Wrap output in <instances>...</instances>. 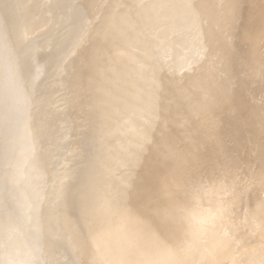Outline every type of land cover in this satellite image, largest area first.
<instances>
[{
    "label": "water",
    "instance_id": "obj_1",
    "mask_svg": "<svg viewBox=\"0 0 264 264\" xmlns=\"http://www.w3.org/2000/svg\"><path fill=\"white\" fill-rule=\"evenodd\" d=\"M219 1L233 13L226 31L207 36L203 64L171 78L165 120L154 122L156 187L133 218L138 259L148 248L174 264H264V0ZM198 2L185 0L184 12L201 39L217 23L203 25Z\"/></svg>",
    "mask_w": 264,
    "mask_h": 264
},
{
    "label": "bare ground",
    "instance_id": "obj_2",
    "mask_svg": "<svg viewBox=\"0 0 264 264\" xmlns=\"http://www.w3.org/2000/svg\"><path fill=\"white\" fill-rule=\"evenodd\" d=\"M200 1L202 4L199 3ZM242 1L235 0V3L239 5ZM199 2L196 4L195 16L197 15V18L203 22L204 26L210 19H213L212 24H217L213 27V31L212 29L211 31L220 33L219 30L223 28L221 20L223 18H232L233 13L231 15L226 11H221L219 0H199ZM198 5H201L202 8L197 9ZM156 7L161 8V4ZM176 8L177 4L174 5L173 9L164 10L162 15L154 17L150 20L149 24L146 22L142 23V28L144 30L147 29L153 35L160 29L156 26L159 19H173L175 22L177 20L173 29L163 30L162 28L157 32L158 38L153 35V44L143 45V58L136 59L133 55L127 53L122 45L123 48L120 46L113 53L112 60L115 61L114 65L108 68L104 67L98 60L99 53L94 52L93 56L89 57L87 65L81 66L75 73V81H82V84L77 88H72L69 92L70 95L68 94L69 97L67 96L68 98L65 99L66 101L62 100L53 103L52 110L46 119L51 124L54 123V118L62 119L64 122L62 128L56 129L53 132L52 138V145L55 148L62 149V154L55 156L49 147L44 145L40 147L49 160L45 173L54 182V201L48 202L46 200L42 202V205L51 214L63 219L67 223V227L62 231H56L52 228L51 223L40 222L32 223L31 225L38 227V229L35 228L38 232L39 229L42 230L44 228L45 232L42 238L33 235V232L31 234L30 230L24 232L25 238L29 239L28 250L31 252L33 259L39 261L40 264H174L173 262H169L165 257H160L158 255L159 251L154 253V251L148 248L143 249V247L140 250L143 249L145 256L138 259L136 256L137 250L133 244L136 237L137 224H134L133 218L137 217L138 214L136 210L137 203L143 202L145 196H152V190L156 187L154 183L157 176L154 175L152 178V170L154 168L151 164L150 155V152L153 151L152 144L156 130L154 124L156 116H151L148 109L151 106L163 109L167 103V100L161 96L160 90L155 88V83H153L151 78L145 76L144 70L147 62L156 58L164 59L167 55H172L173 63L179 72L177 71L173 74L165 69V72L162 71V74L157 77L160 82L169 84V81H171V78L175 74L178 75L177 77L187 74L191 70L189 66L193 63L194 59L199 58L203 64V52L200 49L207 48L205 44L206 40L201 44L203 37L200 34L201 39L198 38L193 27L192 18L185 13L182 14L183 17H177ZM92 9L94 8L92 7ZM148 11V8L141 7L135 8L134 11L123 9L118 16H113L109 19L104 34L107 35V33L114 32L115 28L120 31L126 30L130 25L133 12L141 17V15H144ZM220 12L222 13V17L220 16ZM85 13L87 12L84 11V15ZM223 13L225 14L223 15ZM89 14H91V17H94L92 13ZM76 22L79 21L76 20ZM68 27L70 28L71 25ZM80 27L83 28L82 26ZM173 31H177L178 36L175 39V44L171 46L172 44L168 43V39ZM78 32L76 30V33ZM65 37L67 38V36ZM137 37L134 34L133 40H136ZM44 42L43 46H45ZM71 42L69 45H71ZM127 42L128 40H125L123 44H127ZM2 50L0 46V52ZM154 52H157L158 56L153 55ZM40 58L39 60H41ZM53 63L51 65H55ZM118 65H122V68L117 67ZM69 109L73 113L67 118L65 116ZM86 111L89 112L88 120L77 122L75 116L77 114H84ZM73 114L75 115L72 116ZM85 134L89 135L87 142L83 140ZM146 135L149 136L146 137ZM15 142L12 138L6 139L2 145V149L8 148L7 145H13ZM98 147L102 148L103 152H105L103 156L105 160L97 154L96 148ZM142 148L148 149L145 156H143L144 162L139 165L135 162L139 155L138 151ZM79 153L83 154L86 163H90V169L95 171L96 168H99L100 160L104 162L103 166L105 168L102 173H97L94 177L81 181V184L75 188V184L72 183L74 181H71L72 173L68 170H61V166L69 163L70 159L74 160L75 156ZM18 158L22 163L26 162L28 159L26 151L25 153L20 152ZM77 161L80 162V160ZM39 163L41 162L39 161ZM35 165L37 168H40L38 162ZM138 173L142 175L141 181L139 180L140 178L136 180V174ZM210 173L211 171L208 172V174ZM103 179L106 180L103 181ZM101 181L104 183V186L98 193L97 188L94 187V183L97 184ZM123 184H127L128 188H125L127 185L123 187ZM123 189L128 191L125 196L127 202L114 201L115 195L118 193L121 195ZM110 195L111 197H108ZM56 211H59V213L57 214ZM127 211L129 213L125 219L126 221L121 226L119 222ZM24 225L22 224L21 226ZM112 240L113 242H111ZM240 242H242V239ZM50 246L55 247V249L57 248L60 253H50ZM103 247H105V250H102ZM171 247V242H167L164 246L165 249ZM250 248V246L247 247V249ZM70 250L72 253L73 251L75 252L76 257L72 262H68L64 256L65 252H69ZM155 259L157 260L154 261ZM219 260L220 258L215 260L214 264H218Z\"/></svg>",
    "mask_w": 264,
    "mask_h": 264
},
{
    "label": "rangeland",
    "instance_id": "obj_3",
    "mask_svg": "<svg viewBox=\"0 0 264 264\" xmlns=\"http://www.w3.org/2000/svg\"><path fill=\"white\" fill-rule=\"evenodd\" d=\"M159 4H161V8L156 7ZM175 4H177V17H183L184 9L187 10L185 0H59V2L58 0H0V46L3 49L0 52V264H40L31 256V252L28 250L29 239L25 238L24 232L30 230L31 234L33 232V235L42 238L45 231L43 228L38 232V227L32 226V223H51L52 228L56 231H62L67 227V223L63 219L51 214L42 205L43 201H54V182L45 173L49 160L40 147L42 145L49 147L55 156L62 154V149L52 145V138L53 132L62 128L64 122L62 119L54 118V123L51 124L46 119L52 110L53 103L66 101L65 99L69 97L72 88H77L82 84V81H75V73L81 66L87 65L89 57L93 56L94 52L99 53L98 60L108 68L114 65L113 53L122 45L124 48L123 46L121 48L136 59L143 58V45L153 44V35L158 38L157 32L162 28L163 30L173 29L177 20L175 22L173 19H159L156 26L160 29L153 35L147 29L142 28V23L149 24L154 17L162 15L164 10L173 9ZM140 7L148 8L149 11L141 17L133 12L130 25L126 30L120 31L115 28L114 32L104 34L109 19L118 16L123 9L134 11L135 8ZM84 11L88 14L84 15ZM89 13H92L94 17H91ZM231 19L223 18L221 20L222 26L223 21H226L223 26L225 31ZM213 21L210 19L205 26H209ZM59 28L60 31H58ZM57 32V37L63 38L62 42H59V39H54V34ZM134 34L138 36L136 40H133ZM217 34L219 35L218 32H212L211 29L205 31L204 34H201L203 37L201 44L207 36L209 39L215 40ZM177 36L178 32L173 31L168 39L171 46L175 44ZM125 40H128L127 44H123ZM43 42L45 46H43ZM70 42L71 45H69ZM46 46L48 47L46 48ZM200 50L203 54L206 53V48ZM153 55L158 56V53L154 52ZM53 57L54 59H52ZM197 62H201L199 58L194 59L189 69L194 70ZM52 63L55 65H51ZM117 67L122 68V65ZM165 69L173 74L179 72L173 63L172 55H167L164 59L149 60L144 70L145 76L151 78L155 83V88L159 89L161 96L167 100L163 109L154 106L148 109L150 115L156 116V119L162 117L160 120H165L163 117L167 114L170 103L168 96L170 83L165 84L157 79L162 71L165 72ZM37 81H39V85H37ZM72 113L73 111L69 109L65 117L68 118ZM75 117L77 122H85L88 120L89 112L77 114ZM9 138L16 142L13 145H7L8 148L2 149L5 140ZM83 140L87 142L89 135L85 134ZM25 151L28 159L22 163L18 157L20 152L25 153ZM96 151L99 157L105 160L103 149L98 147ZM34 162H38L40 168H37ZM103 163L100 160L99 168L94 171L89 168L90 163H86L83 154L79 153L74 160L70 159L69 163L63 164L61 170H68L72 173L71 181H74L72 183L77 188L81 181L94 177L97 173H102L105 168ZM126 185L123 184V187ZM103 186L102 181L94 183L98 193ZM125 188H128V185ZM124 190L121 195H119L120 193L115 195L114 201L127 202L125 196L128 191ZM56 213L58 214L59 211ZM22 224L25 225L21 226ZM53 246H50V253H60ZM64 256L68 262H72L76 258L75 252L72 253L71 250L66 251Z\"/></svg>",
    "mask_w": 264,
    "mask_h": 264
}]
</instances>
